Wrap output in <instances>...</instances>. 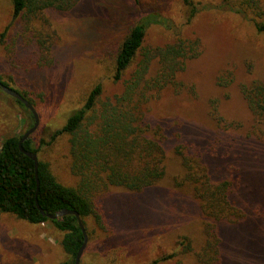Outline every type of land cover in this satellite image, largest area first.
Wrapping results in <instances>:
<instances>
[{"label": "rangeland", "instance_id": "374dc122", "mask_svg": "<svg viewBox=\"0 0 264 264\" xmlns=\"http://www.w3.org/2000/svg\"><path fill=\"white\" fill-rule=\"evenodd\" d=\"M196 1L206 8L183 32L199 37L201 52L178 76L179 92L162 90L169 92L149 104L145 118L151 125L162 126L167 136L179 130L186 143L217 159L221 154L210 152L217 131L209 108L217 100L227 122L245 123L235 133L251 131L239 85L247 82L250 63L253 77L264 80V35L256 33L245 19L213 8L222 0ZM149 11L174 20L183 15L178 0H81L72 10L46 9L29 21H12L10 1L0 0V78L32 102L38 116L31 134L35 146L41 139L48 140L83 105L95 84H101L102 98L122 90V81L113 79L114 54L130 23ZM162 30L149 27L143 44L161 46L169 41L168 33ZM37 37L45 41L44 47ZM227 72L233 82L225 98L217 80ZM31 123L30 111L0 89V146L6 137L25 132ZM67 139L60 137L43 145L38 158L49 163L60 183L75 186L77 177L70 169ZM246 142L260 145L263 141ZM222 162L227 167L232 159ZM248 168L256 184L264 188V142ZM180 174V161L171 148L165 175L157 186L140 193L107 187L99 193L95 201L106 230L91 217L85 219L89 232L80 264H151L154 260L155 264H197L194 253L183 252L178 241L188 237L193 245L199 244L204 217L190 191L174 186L173 178ZM256 208L252 205L246 211L254 214ZM258 221L248 230H239L238 235L226 231L233 226L218 223L222 230L221 264H264V223ZM62 235L50 222L29 224L0 213V264H72L61 247Z\"/></svg>", "mask_w": 264, "mask_h": 264}, {"label": "trees", "instance_id": "16d2710c", "mask_svg": "<svg viewBox=\"0 0 264 264\" xmlns=\"http://www.w3.org/2000/svg\"><path fill=\"white\" fill-rule=\"evenodd\" d=\"M9 1L12 21L20 18L29 21L46 9L72 10L81 2ZM178 2L183 8V15L178 20L149 11L127 27L114 54L113 79L122 81L121 91L102 98L101 84H95L83 105L74 110L48 140L41 139L35 146L30 135L22 143L24 149L33 151L38 158V151L43 145L67 137L70 169L77 177L75 186L60 183L49 163L38 158L37 188L34 163L18 148L23 133L8 136L1 143L0 213L12 214L29 224H53L63 232L60 244L72 264L83 242L76 218L65 215L59 219H49L39 211L35 198L48 213L61 209L77 211L87 234V217L106 230L105 219L95 197L107 187L140 193L157 186L165 175L167 153L171 148L181 166V174L173 178L174 186L190 191L204 217L199 244L193 245L188 237L178 241L183 252L194 253L197 264L222 263V230L218 228V223L233 226L226 231L235 235L239 234V230H248L250 225L259 223V219L264 223V207L259 208L264 206V188H260L248 172V165L252 164L257 149L264 142V80L253 77L252 63L248 61L247 82L239 85V92L250 115L251 131L246 135L235 133L245 123L227 122L219 111L217 100L209 108V116L217 131L210 143V152L219 153L222 157H209L201 147L186 143L179 130L167 136L162 126L146 121L149 104L154 99L160 101L169 92L162 90L179 92L181 82L178 76L184 71L186 63L197 58L201 52L199 37L184 34L183 31L206 7L195 0ZM213 8L245 19L256 33L264 35V0H222L218 7ZM151 26L162 28L165 34L168 33L169 41L161 46H145L146 31ZM37 42L44 47V40L37 37ZM129 69L128 77L124 78ZM232 82L233 77L228 72L218 77L217 85L224 90L225 98L229 96L226 90ZM15 101L27 109L19 100ZM30 116L31 127L34 118L31 113ZM222 132H230V135L224 136ZM249 139H255L258 141L256 143L263 142L252 145L246 142ZM226 158H231L232 162L223 167L222 160ZM252 205L257 207L254 214L247 213L246 207ZM156 262L154 260L151 264Z\"/></svg>", "mask_w": 264, "mask_h": 264}, {"label": "water", "instance_id": "95a60500", "mask_svg": "<svg viewBox=\"0 0 264 264\" xmlns=\"http://www.w3.org/2000/svg\"><path fill=\"white\" fill-rule=\"evenodd\" d=\"M0 89L8 94L9 96L19 100L21 103H23V105L30 111L31 115L34 118V123L31 127H29L25 132H23L21 138L18 141V148L19 150L25 154L27 157H29L33 163H34V172H35V177H36V186L38 188V178H37V166H38V158L36 153H34L33 151H29L26 150L22 147V143L34 132V130L37 127L38 124V116L37 113L33 107V105L19 92L13 90L12 88L8 87L7 85L3 84L2 82H0ZM35 204L37 206V208L39 209V211L41 213H43L46 217H48L49 219H59L65 215H73L76 218L77 224L82 232L83 235V242L79 248V250L77 251L75 258H74V262L73 264H80V259H81V255L83 253L85 244L87 242V234L84 228V225L82 223V219L79 215V213L75 210H69V209H61L59 211H56L54 213H48L45 212L38 204L37 199L35 198Z\"/></svg>", "mask_w": 264, "mask_h": 264}]
</instances>
